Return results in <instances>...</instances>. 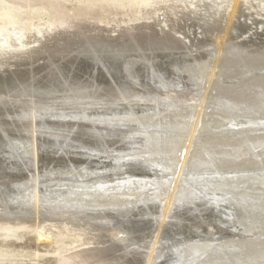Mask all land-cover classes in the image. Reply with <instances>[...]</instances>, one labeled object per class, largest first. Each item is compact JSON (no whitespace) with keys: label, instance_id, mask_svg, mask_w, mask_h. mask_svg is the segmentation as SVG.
Returning a JSON list of instances; mask_svg holds the SVG:
<instances>
[{"label":"bare ground","instance_id":"obj_1","mask_svg":"<svg viewBox=\"0 0 264 264\" xmlns=\"http://www.w3.org/2000/svg\"><path fill=\"white\" fill-rule=\"evenodd\" d=\"M69 1L77 3L76 10L66 8ZM121 1L0 0V34L8 37L6 48H0V236L12 237L19 229H31L38 239L55 244L51 253L61 264H138L129 258L130 252L119 250L122 243L108 242L103 235L110 233L112 237L111 234L122 231L129 223L135 228L136 223L147 221L156 207L153 201L145 203L150 205L142 214L139 210L133 211L132 203L128 211L118 215L115 221L118 224L113 227L104 222H90L84 212H77L78 208L97 198L106 199V205L123 203L122 192L111 189L122 177L127 179L124 182L127 185L131 184V178L137 179L135 184L142 188V199L148 200L149 188L155 186L153 180L174 169L176 176L163 206L166 213L177 195L189 198L192 194L187 185L176 194L179 176L188 168L186 171H207L217 179L224 177L221 185L236 201L235 224L247 231L235 232L255 237L229 240L226 247L219 242L211 244L197 264H264V208L257 205L264 203V120L251 122L249 125L254 128L244 130L242 122L234 118L239 114L264 119V44L249 40L246 45H231L226 49L225 41L230 42L237 7L214 35L213 42L217 43L214 56L208 49L211 41L193 45L181 39L180 30L189 32L187 23L181 21H191L190 25L200 34L211 33L225 14L222 2L226 0H129L137 5L136 12L140 15L133 24L118 21L116 29L111 30L115 35L99 28L98 19L90 20L88 12L93 7H112ZM46 9L50 11L48 22L38 29L34 23L39 22L32 20L33 14ZM25 19L34 22L26 29V40L32 37L35 42L30 47L26 41L20 44L15 41V28ZM156 84L165 88L162 94L172 99V106L140 104L151 92H159ZM192 85L204 89L200 105L182 109L186 101L195 98L182 92ZM175 86L180 87L176 90ZM14 90L22 98L8 95ZM210 95L219 106L204 112L203 102ZM36 96L44 99L36 100ZM98 102L104 103L98 105ZM225 122L236 129V136L195 139L199 125L204 131L212 124L217 128ZM125 126L160 129L169 134L153 138V135H142L143 132L131 135L118 131V127ZM135 148L144 149L140 158L131 156L129 151ZM145 164L151 168L141 171ZM152 170H156L154 175L148 173ZM250 171L263 173L256 175ZM229 172L233 173L230 180L226 179ZM100 182L112 187L99 188ZM239 182H248L246 189L256 191L248 190V194L240 196L236 189ZM98 188L104 192L96 195L93 190ZM47 196L58 199L48 200ZM44 207L48 208L46 212ZM175 208L178 209L177 205ZM112 219L114 222L115 218ZM199 223L193 227H200L202 223ZM208 223L209 231L215 222ZM164 225L168 226L162 222L159 232ZM72 227L78 228L77 232L82 227V233H71ZM145 227L142 225L140 229ZM95 229L99 232L94 233ZM130 233H124V246L132 244ZM77 240L83 247L73 252L76 244L71 243ZM153 248L144 264H159L160 252L155 255ZM24 253L0 247V260ZM34 255L38 256L39 252ZM197 259L196 256L193 261ZM169 260L163 261L182 264L178 258Z\"/></svg>","mask_w":264,"mask_h":264},{"label":"rangeland","instance_id":"obj_2","mask_svg":"<svg viewBox=\"0 0 264 264\" xmlns=\"http://www.w3.org/2000/svg\"><path fill=\"white\" fill-rule=\"evenodd\" d=\"M65 5H66V8L68 10H72V11L76 10L77 9L76 7H78V5L75 1L74 2L69 1ZM236 7L239 10L237 12H236ZM241 8H243V10ZM232 9H235L236 13H234L235 18L233 19L234 21L232 23V31L230 33L231 36H229L230 42L225 41L226 49H227V46H231V45H233V46H235V45L236 46L246 45L248 43L246 41H249V40L251 42L253 40L254 42L264 44V0H237V1L236 0H226V1H223L222 2V10L224 11L225 14H224L222 20L219 22L218 26L215 29H213L211 33H209V34L205 33L204 34L206 36V38L204 37L203 34L198 33V30L195 26L190 25V23H192L191 21L186 20V21H181V23H183V24L187 23L186 24L187 25L186 30L189 29V32L184 31V30H180L181 32H183V34L181 33V36H180L181 39L183 38L184 41L190 42V44L193 43V45L197 44L198 41L199 42L200 41L201 42L202 41H211V43L208 46V49H209L211 55L214 56L215 55L214 52H216V48H217V43L215 41L213 42L214 35L218 31H220L222 29V27H224V25L228 19V16H230ZM136 10H137L136 4L130 3L129 0H122L119 5H114L112 7H107V6H105L104 8L93 7L91 10H89L88 15H89V17H91L90 20H93V19L97 20L98 19V23H99L98 27L99 28L107 30L106 33H108L109 35H115L116 33L114 31H111V30H112V28L116 29L115 26L117 23H119L121 21H125L126 24H127V22H128V24H133L136 22V18H138L140 15V12H136ZM48 12H50V11L48 9H46L44 11L35 12V14H33L34 19H32V20H36L39 23H34L33 21H30L28 19L23 20L22 23L15 28V30L17 32L15 35L16 36V39H15L16 43L20 44V43H23L24 41H26V43L28 42V45H27L28 47L35 45V42L33 41L34 39L32 37H29V39L26 40V35H27L26 29L28 28V26H30V27L32 26L31 25L32 22L34 23L36 28L42 29L43 25H45L48 22V19H49L48 16L50 14ZM178 15H180V14L178 13ZM162 17L163 16L160 14L159 18H162ZM243 20H245V21L243 22ZM160 25L162 28H165V25L162 22H160ZM237 28H238V30H237ZM214 30H215V32H214ZM193 31L195 32V34ZM36 32H39V31H36ZM191 32H192V34H191ZM186 35H188V36H186ZM199 37L200 38L202 37L201 40ZM235 37H236V41L234 40ZM238 37H241V38L239 39ZM7 38H8L7 34H2V33L0 34V48H3V47L6 48V45H8V41H7L8 39ZM197 38H199V39H197ZM203 38H204V40H202ZM187 39H188V41H187ZM189 39L193 42L189 41ZM195 41H196V43H195ZM250 41H249V43H250ZM227 42H228V44H227ZM197 45H200V44H197ZM213 53H214V55H213ZM175 57L179 58L181 56H175ZM176 73L177 72L175 71V74ZM178 76L179 75H177V77ZM156 85L158 87L156 89H157V91L159 90V92H154V93L151 92L148 95V98L146 99L147 101L146 100L141 101L140 104L145 106V107H150V106L158 107L160 104L161 105L163 104L162 106H167V107L172 106L173 105L172 99L169 96H163V94H162V92H163L162 90H164L165 88L161 87L159 84H156ZM178 87H180V86H178ZM178 87L175 86V88H177L176 90H178ZM189 88L190 89H188V91L186 89V90H183L182 92L188 93V97H190L191 95H194L195 98L193 100H191L190 102L186 101L185 104H183L181 106L182 109L183 108L186 109V107L194 109L195 107L197 108L198 105H200V98H202L201 94H202L204 89L202 87L199 88L197 85L189 86ZM172 89H174V86ZM189 94H190V96H189ZM8 95L10 97H13V98L18 97L16 94V90L10 91ZM157 95H159V96H157ZM24 97L25 96H23V98ZM18 98H22V96H19ZM34 98L36 100L42 99V98L44 99V96H36ZM24 99H28V97H25ZM213 99L215 100V98H213L212 95L207 96L206 101L203 102L202 111L208 112V111H213L215 108L217 109L219 104H217V102L214 101ZM191 102H192V104H191ZM100 103H104V102H100ZM100 103L98 102L97 104L101 105ZM210 106L212 109L210 108ZM88 108H90V107H88ZM248 116H249V118H247ZM248 116H241L239 114L234 115V118L237 120L238 123L242 122L241 125L243 124L242 126H244L243 127L244 130H246V128H249V127L254 128L253 126L249 125L251 122L256 123V122H259L261 120L262 121L264 120V119L257 118V117L253 118L251 115H248ZM228 123L229 122H225L223 124H220L219 127L217 126V128H214V125L212 124V125L207 127L208 130L205 129L204 131L202 129V126L199 125L197 128V132L195 133V139H197L199 137H201V138L213 137L211 139H221V138L227 137V136H229V137L236 136L237 135L236 129L233 127H230ZM220 126H221V128H220ZM199 128H201L202 130H200ZM118 129H117L118 131H127L128 134H131V135L135 134L136 132L139 134L141 132H143V133H141L142 135L143 134L144 135H150V136L153 135L152 136L153 138L159 137L162 133L166 134V135L169 134V131L160 132L159 131L160 129L152 130V129H148V127H145L144 129H141V130H139V128H129L128 126L118 127ZM203 132H205V133L203 134ZM220 132H221V134H219ZM225 133H227V134H225ZM125 136H127L126 133H125ZM236 140L237 139H235V141ZM167 145H169V144H167ZM169 147L170 146H167V148H169ZM129 152L132 153L131 156H133L134 158H140L141 154L144 152V149L139 148V150H138V148H135L132 151L130 150ZM129 155H127L126 158L131 159V156H129ZM121 167L124 168L126 166H121ZM150 168L151 167L149 165L145 164L144 167H141L140 170L141 171H144V170L147 171L146 169L149 170ZM186 170H188V168H186ZM186 170L183 171L182 174L179 176V180H178L179 183H178L176 194H178L179 191H181V188L183 185H187L188 188H190V190H191V193H192L190 195L191 197L189 196V198H180L177 195L175 197V200L173 201L172 206H170V210H168L166 213H164L163 206H164V202H165V200L169 194L170 186L173 185V182H174L173 180L175 179V176H176L174 169H173V172L171 171V173H168L167 175L157 176L160 178L157 179L156 181L153 180V182H155V184H154L155 186H151L149 188V189H151V191H150L151 193H149L148 200H146L145 198L142 199V197H141L142 196L141 194L143 193L142 188L140 186H138L137 184H135L138 181L137 179L134 180L133 178H131L130 179L131 184L127 185L124 183V182H126L127 179L122 177L121 179H119L113 183L114 187H112L110 185L107 186L106 182H100L98 184L99 188L104 187V186H106V187L110 186V187H112L111 188L112 192H116V193L122 192L120 194L123 196L122 197L123 203H121V204H119V203L114 204L113 203L111 205H106V203L104 202L106 199L97 198V199H92V201L91 200L88 201L87 204L78 208L77 212H79V211H80V213L84 212L85 214L84 213H82V214L85 215V217L87 216V219L90 218V220H89L90 222H94V221L95 222H102L100 224H103V222H104V224L108 223L109 227L110 226L113 227V226H116L117 222H115V221H117V219L119 218L118 215L120 216V213H122L123 210L128 211V206L131 205L132 203H133V205H132L133 211L139 210V212L141 211L140 214H142V212L144 213V210H148V207L150 205V204L146 205L145 203H151L153 201L152 203H154L156 207H154L152 209V211L150 212L149 219H147V221H145V222H142L140 220L141 222L136 223V225L132 224L133 226H136L139 230L136 227H135L136 229L134 227H131V224L128 222L130 224V226H128L129 224L127 223L128 224L127 226L122 227L125 229L124 232H123L124 229H122V231L121 230L119 232L116 231V234H111L114 239L110 236V233L103 235L104 239L108 242H114L115 241V242L122 243L123 246L121 248L119 247L120 248L119 250L122 252H124L126 250H127V252H130L132 257L133 256H135V257L132 258L130 256L129 258L135 260V262L138 261L137 262L138 264H140V263L144 264L146 262L147 257L149 255V253L151 252L153 246H154L153 250L155 252V255H157L160 252L159 264H167V262L163 261V260H165V258L170 259L169 261H172V262H173V260L176 261L175 259L178 258V259H180L182 264H184L185 261H186L185 264H197V262L201 260V258L205 255V253L207 254V252H208L207 249H208V247L210 248L212 246L211 244H215V243L219 242V243H222L223 247H226L225 245H226L227 241L236 240V239L240 238L241 236H242L241 238L245 237L248 240L253 239V237H254L253 235H251V236H246V235H242V234L237 235V232L239 230H241L243 234L246 233L247 231L246 232L243 231L244 230L243 227L239 226L238 224H235V217H234V212H233L234 210L233 209H234V206H236L235 205L236 201L233 199L234 198V197H232L233 195H230L227 192V190H225V188L221 185V184H223L222 180H224V177H220L219 179H217L216 177L211 176V173H208L207 171L194 172L192 170L191 171H186ZM155 171L156 170H152V171H149L148 173L150 175L151 174L154 175L153 173ZM262 171L264 172V170H262ZM251 172L252 171H250V173ZM263 172H260V173H263ZM229 173H230L229 176H228V174H226L227 175L226 179H228V180H230L231 176L233 175V173H231V172H229ZM260 173L252 172V174H256V175H261ZM208 175H209V177H208ZM150 183H152V182H150ZM239 184L240 185H238L236 189H237V191H239L238 193L240 196L244 195V194H248L249 192L253 193L256 191L255 188H252V189L247 188L246 189L245 184L247 186L250 185V184H248V182L244 183V184H242V182H239ZM150 185H152V184H150ZM127 186H129V188ZM99 188L97 190H93V191H95L96 195L104 192L103 190H101ZM248 190H249V192H248ZM207 191L209 193H207ZM207 195H209V196H207ZM214 196L218 197V198L216 199V198H214ZM223 196H225V197H223ZM211 197H213L215 199L214 202H216V203H214L212 201L214 199ZM221 197H222V199H221ZM47 198H48V200L49 199H54V200L58 199V197H52V196H49V197L47 196L46 199ZM178 198H180V199H178ZM84 199H90V197L84 198ZM129 199H130V201H129ZM218 199H219V201L220 200L221 201L217 202L216 200H218ZM205 200H206V202H205ZM63 202L65 203V201H63ZM217 204H220V205H217ZM176 205H177L178 209L175 208ZM257 205H259V207H261V208H264L263 202H259ZM173 206H175V207H173ZM215 207H216V209H215ZM189 208H190V210H189ZM185 209H188V210L186 211ZM221 209H222V211H221ZM45 210L47 211L48 208L44 207L43 211L46 212ZM86 210H88V211H86ZM216 211H219V212H216ZM214 212H215V214H214ZM222 212H223V214H222ZM207 213H209L208 214L209 216L207 215ZM216 213L217 214L219 213V214L217 215ZM82 214H75V215H76V217H79L80 215L82 216ZM88 214H90V215L88 216ZM97 214H98V216H97ZM99 214L101 217L99 216ZM229 215H230V217H229ZM102 216H104V217H102ZM222 216L223 217L225 216V217L223 218ZM106 217L109 218L110 222L107 221ZM209 217H211V218H209ZM104 218L106 219V221ZM112 218H115L114 222H113ZM203 218H205V219H203ZM213 218H215V219L213 220ZM190 220H191V222H190ZM208 221L213 222V223L215 222L213 224L214 225L213 229L209 230V231H208V229H206L207 224H209ZM219 221L222 222L221 225H220ZM162 222L168 224V226L164 225L165 228L162 227L161 231L159 232V229L161 228ZM199 222L202 223V225L198 228H194L193 225L198 224ZM146 223H148V224L146 225ZM139 224L141 226L142 225L146 226L145 230L143 228L140 229L141 226H139ZM222 224H223V226H222ZM81 228L82 227H80L78 232H77L78 228L72 227L73 230L71 231V233H73V232L74 233L75 232L76 233H82L81 230L83 228L82 229ZM128 228H129V230H128ZM131 228H134V229L131 230ZM149 228H150V230H149ZM135 230L137 231L136 233L139 236L135 233ZM148 230H149V232H146ZM235 230H237V232H235ZM96 231L99 232L98 229H95L94 233H97ZM126 232L127 233L131 232L132 233V234L130 233L131 237L132 236L134 237V239H133V237L131 239V242L133 244V245L131 244V246H129V245L127 246V244H126V246H124L126 243V241H124ZM138 232L141 234H139ZM173 232H174V234H173ZM201 232H203V233H201ZM133 233H135V236ZM142 234H144V235L142 236ZM105 236H107V237H105ZM108 236H110V237H108ZM140 236L142 238H140ZM156 236H157V238H156ZM203 236H204V238H203ZM79 237H82V235L78 236V238ZM137 237L140 238L139 241H137L138 240ZM135 238H137L136 241H135ZM181 238L183 239L182 241H181ZM200 238H201V240H200ZM68 239L69 238H67V240ZM109 239L111 241H109ZM141 239H142V241H141ZM133 242L134 243L136 242L137 246H135V244ZM198 243H200V244H198ZM67 244H66L67 247H71V244H73V245L76 244V246L71 250V251L75 250L73 252H77L78 249L83 247V245H81V242L78 240L75 242L73 241L71 244H69V243H67ZM77 245H79L80 247ZM193 245H196L195 248ZM0 247L7 248V249H13L16 251H21L23 253L25 252L22 256H14V257L1 259L0 264H61L60 262L56 261V257H54V255L51 253V251L55 248V244L53 242L51 243V241L38 239L36 237V234L34 233V231L31 229H28V228L19 229L18 232H15V234L12 237H5V238L3 237L2 238L0 236ZM198 247H200V248H198ZM123 248H125V250ZM48 249H50V250H48ZM188 250L189 251L192 250V251H190L191 253ZM36 252H39L38 256L34 255ZM138 254H140V255H138ZM181 254H182V256H181ZM183 254H187V256H185ZM24 255H26V256H24ZM139 256H141V259L139 258ZM171 256H173V257H171ZM184 256H185V258H183ZM191 256H194L193 257L194 259H196V256H197L198 259L195 260V262H194L193 258L192 259L190 258ZM172 258H174V259H172Z\"/></svg>","mask_w":264,"mask_h":264}]
</instances>
